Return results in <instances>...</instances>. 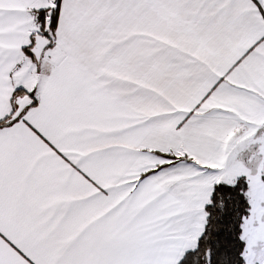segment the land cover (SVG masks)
Returning a JSON list of instances; mask_svg holds the SVG:
<instances>
[{
	"label": "snow or ice",
	"instance_id": "snow-or-ice-1",
	"mask_svg": "<svg viewBox=\"0 0 264 264\" xmlns=\"http://www.w3.org/2000/svg\"><path fill=\"white\" fill-rule=\"evenodd\" d=\"M0 264H264V0H0Z\"/></svg>",
	"mask_w": 264,
	"mask_h": 264
}]
</instances>
